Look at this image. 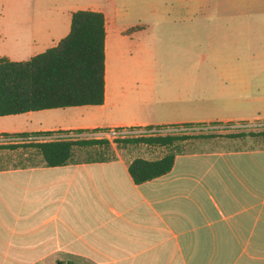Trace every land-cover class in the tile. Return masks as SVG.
Returning a JSON list of instances; mask_svg holds the SVG:
<instances>
[{
    "label": "crops",
    "instance_id": "crops-1",
    "mask_svg": "<svg viewBox=\"0 0 264 264\" xmlns=\"http://www.w3.org/2000/svg\"><path fill=\"white\" fill-rule=\"evenodd\" d=\"M89 11L106 20L104 104L0 117V134L18 140L5 149L28 151L21 165L0 166V264L68 257L69 264H264L261 138L250 148L178 154L169 174L144 185L129 173L137 157L78 160L77 153L88 148L81 146L70 164L48 167L32 146L61 136L96 140L124 129L264 119L258 108L264 88L236 79L242 68L223 65L220 82L171 81L188 67L137 65L132 51L138 28L121 27L101 9ZM58 31L53 19L5 20L0 58L29 61L68 35L56 42ZM55 118L62 124L51 123Z\"/></svg>",
    "mask_w": 264,
    "mask_h": 264
},
{
    "label": "rangeland",
    "instance_id": "rangeland-1",
    "mask_svg": "<svg viewBox=\"0 0 264 264\" xmlns=\"http://www.w3.org/2000/svg\"><path fill=\"white\" fill-rule=\"evenodd\" d=\"M96 9L115 16L121 27L138 28L133 31V43L136 45L132 51L133 57L137 58V65L188 67L184 75L169 78L171 81L220 82L225 79L220 68L228 65L244 70L236 71V79H244L264 88V0H0V25L9 19H53L57 21L59 28L54 38L57 42L70 31L72 12ZM2 51L0 44V53ZM258 108L264 111V102H261ZM254 112L255 110L248 115H253ZM261 117L264 118V114ZM62 121V118H55L51 123L59 125ZM217 123L219 122L213 124ZM243 123L114 131L96 139L104 142L96 148L94 145L83 147L76 158L84 161L112 159L116 154L159 158L167 149L124 142L146 137L139 136V133L149 134L155 130H160L155 133L159 135L186 136L188 139L175 143L177 150L182 153L216 150L221 147L250 148L261 143L258 138L264 140V136L257 134L264 132V119L245 124L247 126H243ZM241 132L255 133V136L250 135L245 141L235 143L226 140L230 135ZM92 138L94 137L87 140ZM78 140L86 139L82 137L76 139ZM13 141L18 140L5 137L0 140V147L3 148L0 149L1 167L23 163L27 150L5 149L13 146ZM107 141L109 143H105ZM29 152L30 155L34 153L32 150ZM59 261L69 264V257L45 264H58Z\"/></svg>",
    "mask_w": 264,
    "mask_h": 264
},
{
    "label": "trees",
    "instance_id": "trees-1",
    "mask_svg": "<svg viewBox=\"0 0 264 264\" xmlns=\"http://www.w3.org/2000/svg\"><path fill=\"white\" fill-rule=\"evenodd\" d=\"M105 41V15L80 10L73 13L70 33L56 47L26 62L0 58V117L48 109L103 105ZM220 124L222 123L213 125ZM203 125L205 124H184L180 127L194 128ZM152 129L154 128H149ZM257 134L264 136V132ZM250 135L255 136V133L241 132L229 137L243 138ZM15 136L24 138L28 134ZM1 137L9 138V134H0ZM186 139V136L171 134L125 140L128 144L167 149L159 160L136 158L131 161L129 173L133 181L137 185H144L169 174L174 167L176 155L182 154L175 143ZM102 143L104 142L101 140H54L32 146L41 151L48 167H61L72 162L76 147Z\"/></svg>",
    "mask_w": 264,
    "mask_h": 264
},
{
    "label": "built area",
    "instance_id": "built-area-1",
    "mask_svg": "<svg viewBox=\"0 0 264 264\" xmlns=\"http://www.w3.org/2000/svg\"><path fill=\"white\" fill-rule=\"evenodd\" d=\"M240 123H242V122H240ZM244 125L243 126H247L249 123H243ZM245 124H247V125H245ZM234 125H236V124H234ZM239 125V124H238ZM235 127V126H234ZM236 128V127H235ZM131 130V129H130ZM121 131V130H120ZM122 131H127V129H124V130H122ZM160 132V130H155V131H151V133H149V134H144V133H139V136H147V135H149V136H155V135H159V134H155V133H159ZM131 134H132V132H130ZM77 138H75V137H72V136H61V137H59V138H57V140H76Z\"/></svg>",
    "mask_w": 264,
    "mask_h": 264
},
{
    "label": "water",
    "instance_id": "water-1",
    "mask_svg": "<svg viewBox=\"0 0 264 264\" xmlns=\"http://www.w3.org/2000/svg\"><path fill=\"white\" fill-rule=\"evenodd\" d=\"M58 264H64V263L59 262Z\"/></svg>",
    "mask_w": 264,
    "mask_h": 264
}]
</instances>
